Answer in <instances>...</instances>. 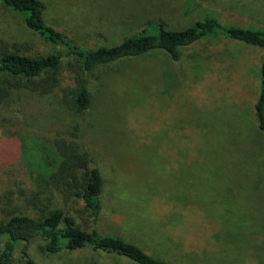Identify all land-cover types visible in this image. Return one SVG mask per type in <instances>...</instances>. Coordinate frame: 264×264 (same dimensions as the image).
I'll return each instance as SVG.
<instances>
[{"label":"rangeland","instance_id":"rangeland-1","mask_svg":"<svg viewBox=\"0 0 264 264\" xmlns=\"http://www.w3.org/2000/svg\"><path fill=\"white\" fill-rule=\"evenodd\" d=\"M42 1L46 22L80 43L114 44L153 31L157 19L183 28L213 16L264 30V0ZM0 40L29 55L53 50L1 3ZM262 55L259 46L209 36L178 60L154 50L100 65L86 75L85 110L60 100L73 83L68 71L49 94L12 89L0 103V221L61 205L89 225L81 200L44 190L59 162L53 139L75 138L104 178L100 233L171 264H263L264 134L255 114ZM29 254L37 264H136L89 246L49 253L39 240ZM10 264L24 261L16 253Z\"/></svg>","mask_w":264,"mask_h":264},{"label":"trees","instance_id":"trees-1","mask_svg":"<svg viewBox=\"0 0 264 264\" xmlns=\"http://www.w3.org/2000/svg\"><path fill=\"white\" fill-rule=\"evenodd\" d=\"M0 3L19 15L28 28L53 47L50 53L29 55L22 53L16 44L0 40V80L6 84L0 85V103L7 99L12 89L19 87L49 94L60 86L64 73L68 71L73 83L61 88L60 100L71 110H85L91 103L86 75L98 66L154 50H163L171 59L178 60L182 48L192 42L209 36H223L263 49L260 93L255 102V114L259 129L264 134V30L223 25L213 16H206L183 28H168L162 19H157L153 31L144 29L114 44L80 43L46 22L42 0H0ZM11 77L16 78L15 81ZM22 78L25 80L21 81ZM53 144L59 162L49 175L44 190L48 191L50 199L81 200L88 212L89 225L85 228L78 225L61 205L41 213L39 217L12 214L5 221H0V264H10L16 253L24 264H37L29 254L34 240H39L49 253L89 246L117 254L136 264H171L146 252L134 242L97 230L104 187L100 168L75 138L57 136ZM36 198L29 199V202L37 205Z\"/></svg>","mask_w":264,"mask_h":264},{"label":"crops","instance_id":"crops-1","mask_svg":"<svg viewBox=\"0 0 264 264\" xmlns=\"http://www.w3.org/2000/svg\"><path fill=\"white\" fill-rule=\"evenodd\" d=\"M176 209V208H175Z\"/></svg>","mask_w":264,"mask_h":264}]
</instances>
